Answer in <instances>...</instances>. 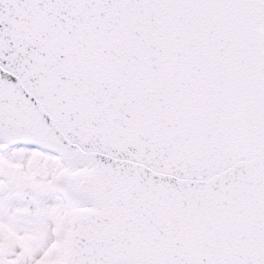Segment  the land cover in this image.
<instances>
[{"label": "snow or ice", "instance_id": "1", "mask_svg": "<svg viewBox=\"0 0 264 264\" xmlns=\"http://www.w3.org/2000/svg\"><path fill=\"white\" fill-rule=\"evenodd\" d=\"M0 264H264V0H0Z\"/></svg>", "mask_w": 264, "mask_h": 264}]
</instances>
